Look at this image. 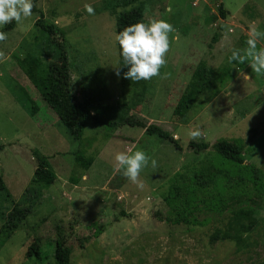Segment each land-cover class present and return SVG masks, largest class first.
<instances>
[{"label": "rangeland", "instance_id": "1", "mask_svg": "<svg viewBox=\"0 0 264 264\" xmlns=\"http://www.w3.org/2000/svg\"><path fill=\"white\" fill-rule=\"evenodd\" d=\"M101 1L39 0L37 11L21 24L14 21L5 32L8 39L0 42L5 53L0 60V179L7 190H0V228L23 197L20 192L29 187L36 168L34 150L48 157L57 178L37 193L30 215L1 249L0 264H53L57 237L71 248V264H264V192L255 190L247 178L223 180L220 192L209 185L197 193L192 206L165 200L177 175L191 177L214 164L225 171L228 163L211 148L218 140L243 146L244 164L259 168L264 182V76L253 73L248 62L228 60L232 49L247 47L251 27L264 32V0H141L147 21L165 19L176 29L167 63L160 76L148 81L144 101L130 111L127 123L110 130L87 122L81 141L90 146L86 154L94 161L82 177L74 161L79 143L38 100L19 65L34 43L33 25L42 14L65 32L73 95L79 100L92 97L100 105H123L129 91L116 75L115 19L95 12ZM201 62L221 70L225 80L216 95L199 96L186 119L179 121L175 106ZM15 83L38 106L36 119L16 103L10 92ZM139 122L169 131L181 150L133 126ZM196 127L204 135L190 140L187 131ZM189 142L209 148L196 154ZM129 150H143L158 162L157 168L149 164L141 172L142 188L116 167L115 154ZM240 208L254 210L257 217L245 246L238 249L233 241L211 244L213 232L224 229L231 213ZM178 214L187 223H176ZM32 243L43 253L42 263L26 257Z\"/></svg>", "mask_w": 264, "mask_h": 264}, {"label": "trees", "instance_id": "2", "mask_svg": "<svg viewBox=\"0 0 264 264\" xmlns=\"http://www.w3.org/2000/svg\"><path fill=\"white\" fill-rule=\"evenodd\" d=\"M38 1L34 0V5ZM130 5L135 6L130 10H124ZM120 9L122 11H119ZM218 9L220 16L225 18L222 3L218 4ZM33 11H37L35 6ZM95 12L112 15L115 19L116 33L127 25L148 22L144 16L145 12L141 0H102ZM13 25L14 21L0 31L6 32L12 29ZM33 30L35 32L34 43L29 46V51L20 61V71L32 86L38 100L68 130L74 141L79 143L80 149L74 154V161L79 174L83 177L94 161L91 156L86 154L90 146L81 141L87 122L91 120L110 130L120 128L127 123L126 117L130 111L136 109L144 101L149 80L131 81L123 78L127 67L119 55L120 49L117 43L120 86L129 91V95L125 93L123 96L124 104L115 107L100 105L92 97L79 100L71 90L72 78L65 32L53 23L46 21L42 14L37 17ZM227 77L230 78L231 76L227 75ZM224 80L221 70L213 69L204 62L199 63L193 70L191 79L175 106L174 116L177 120L184 121L186 119L199 96L205 93H210L211 96L216 95ZM10 92L27 114L36 119L39 108L28 91L17 83L10 87ZM133 126L143 128L147 135L157 136L160 140L171 144L175 150H181L179 142L173 139L169 131L155 124L145 125L139 122ZM188 148L199 154L206 151L209 146L204 143L189 142ZM211 148L220 159L228 163L229 166L224 168L225 171L214 164L207 166L191 177L175 176L168 196L165 198L167 202L181 203L182 206L186 207L192 206L196 203L198 192L205 191L209 185H213L220 192L225 189L221 182L223 180L229 182L236 176H242L240 181L247 178L252 182L255 190L264 192L263 173L259 168L244 164L243 146L236 142L218 140L212 144ZM32 155L36 168L29 187L24 191L23 197L14 203L7 214L5 223L0 228V251L30 215L34 206L33 200L37 197V193L50 187L57 179L48 157L37 150H34ZM0 190L7 192L1 179ZM29 194L31 199L25 198ZM218 202L221 204V200ZM174 221L187 223L186 218L179 214ZM256 224L257 217L254 210L237 209L231 213L227 226L224 229H216L209 241L211 244L218 241H233L240 249L245 246L246 237ZM71 254V248L65 244L62 238L57 237L55 239L53 264H71ZM26 257L37 263H42L44 260L43 253L36 243H32L28 247Z\"/></svg>", "mask_w": 264, "mask_h": 264}, {"label": "clouds", "instance_id": "3", "mask_svg": "<svg viewBox=\"0 0 264 264\" xmlns=\"http://www.w3.org/2000/svg\"><path fill=\"white\" fill-rule=\"evenodd\" d=\"M34 6V0H0V25L13 21L21 24L32 16ZM85 10L90 15L94 14V9L89 4H85ZM175 31L174 26L167 20L153 18L147 23L137 22L127 25L116 33L114 39L119 45V55L127 67L123 78L131 81H147L160 76V70L166 65V57L171 50L170 36ZM178 38L177 36L176 39ZM7 39V33L0 31V42ZM261 39H264V32L258 31L254 26L251 27L249 38L246 41L247 47L232 49L228 58L229 63L248 62L253 73L264 76V47L258 48V42ZM3 59H5V53L0 51V60ZM116 75H120L119 70ZM203 135L199 127L187 131L190 140H198ZM114 160L117 169H123V175L141 188L143 187V182L140 180L141 172L149 164L153 169L158 167L157 160L143 150L117 152ZM257 160L260 161L258 156Z\"/></svg>", "mask_w": 264, "mask_h": 264}, {"label": "crops", "instance_id": "4", "mask_svg": "<svg viewBox=\"0 0 264 264\" xmlns=\"http://www.w3.org/2000/svg\"><path fill=\"white\" fill-rule=\"evenodd\" d=\"M221 44H227L226 42L224 43V42H220ZM220 50V48L218 49V51ZM236 93H238V91H236ZM17 103V102H16ZM22 108V107H21ZM28 115V114H27ZM29 116V115H28ZM27 118H29V117H27ZM50 130V129H49ZM42 132L44 131V130H41ZM45 133H46V130L44 131ZM34 171H35V169H34ZM33 176V175H32ZM23 194V191H21L20 192V196H19V198L21 197V195Z\"/></svg>", "mask_w": 264, "mask_h": 264}]
</instances>
